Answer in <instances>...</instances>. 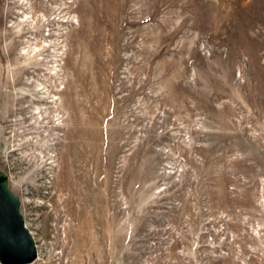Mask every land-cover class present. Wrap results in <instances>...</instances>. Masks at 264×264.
I'll use <instances>...</instances> for the list:
<instances>
[{
	"label": "rangeland",
	"instance_id": "rangeland-1",
	"mask_svg": "<svg viewBox=\"0 0 264 264\" xmlns=\"http://www.w3.org/2000/svg\"><path fill=\"white\" fill-rule=\"evenodd\" d=\"M0 190L18 264H264V0H0Z\"/></svg>",
	"mask_w": 264,
	"mask_h": 264
},
{
	"label": "water",
	"instance_id": "water-1",
	"mask_svg": "<svg viewBox=\"0 0 264 264\" xmlns=\"http://www.w3.org/2000/svg\"><path fill=\"white\" fill-rule=\"evenodd\" d=\"M34 254L33 242L14 211L13 201L0 190V261L3 264L25 263Z\"/></svg>",
	"mask_w": 264,
	"mask_h": 264
}]
</instances>
